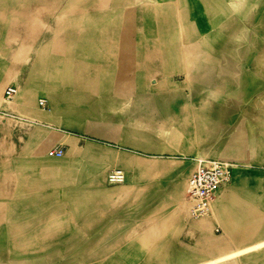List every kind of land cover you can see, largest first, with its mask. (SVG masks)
<instances>
[{
	"label": "crops",
	"instance_id": "obj_1",
	"mask_svg": "<svg viewBox=\"0 0 264 264\" xmlns=\"http://www.w3.org/2000/svg\"><path fill=\"white\" fill-rule=\"evenodd\" d=\"M15 1L0 0V64L14 66L4 68L0 98L5 82L15 80V63L27 58L14 60L16 42L9 41L19 32L24 43L27 30L10 20L31 15L16 12ZM184 10L186 26L194 25L189 42L185 31L184 43L136 50L117 43L113 57L106 43L102 54L101 43H72L70 82L25 79L2 101L11 117L30 125L23 137L32 148L0 157L9 165L0 173V185L8 186L0 199V211L8 209L7 221L0 212V264H138L145 251L129 241L152 224L165 229L154 240L182 232L185 257L194 250L200 264H264V242L219 259L264 241V0H184ZM161 48L167 53L156 55ZM150 60L157 65L144 68ZM46 148L63 153L49 156ZM198 160L228 161L233 169L214 199L211 232L192 237L187 221L155 217L174 208ZM114 169L124 179L108 187L104 176ZM49 223L71 224V232L49 235Z\"/></svg>",
	"mask_w": 264,
	"mask_h": 264
},
{
	"label": "rangeland",
	"instance_id": "obj_2",
	"mask_svg": "<svg viewBox=\"0 0 264 264\" xmlns=\"http://www.w3.org/2000/svg\"><path fill=\"white\" fill-rule=\"evenodd\" d=\"M15 2L14 8L16 12L21 11L23 13L24 10L30 11L31 15L21 17L24 18L23 21L17 17L19 21L14 22L11 20L10 23L15 25V27L22 24L24 28H27V30L20 33L22 41L33 46L32 48L28 46L26 50L24 43H18L19 32H15V35L13 34L12 36L13 38H9V41H15L16 45L23 48L19 57L13 59L17 61L24 54L27 57L15 63V80L5 82L4 84L6 87L12 86L14 89L27 85L25 84V79L31 78L33 83H39L40 79L46 80L48 78H55L58 75L70 82L74 71L71 63V57H73L72 43H101L97 46L98 54H102L107 48L103 47L104 43H106L108 47H111L110 54L113 57L119 52V45L117 43H133L135 50V47H138L141 43L144 46L148 45V43H165V45L166 43H180L178 38L179 25L182 26L184 33L186 31V40L189 42L191 29L193 30L194 28V25L191 26L188 22L186 26L185 21L190 17L185 14L184 0H16ZM174 11L175 13L171 14ZM1 22L3 21L1 20ZM0 48L2 47L0 46ZM161 50L167 53L168 49H158L155 54L162 55L163 52L161 53ZM1 55L7 56L3 52H1ZM57 56L59 57V62H57ZM67 58L70 62L67 61ZM149 59L145 58V60ZM144 63V68L146 69L157 65L153 60ZM11 65L13 64H8L6 59L1 60L0 78L4 75V68L7 70L10 67H14ZM138 67L140 66L138 65ZM146 75L147 73L145 72L144 76ZM148 78L149 76H146L145 80H148ZM0 80L5 81L4 79ZM11 96L7 98L3 93L0 98V104L4 100H10ZM30 131V125L17 122V118L11 117L0 106V157H2V152H4L2 143L9 144L10 147L12 146L11 151L31 150L32 145L27 142L28 140L24 142L25 137H23L24 133L29 135ZM48 150L46 148L44 153H47ZM8 167L7 161L0 159V173L7 174L4 170ZM110 171L112 170L106 172L104 176L105 183L108 187L119 186L123 181L111 183L108 180L107 177ZM231 179L227 185L231 183ZM184 184H187V180ZM6 188L8 189L6 184L0 185V199H6L8 194ZM100 193L97 192L96 194L99 195ZM74 194L79 195L80 193ZM186 197H188L187 192ZM169 202L171 203V201ZM215 205L214 200L211 206L212 214L215 212ZM7 210V208H2L0 211L5 213L3 215H5L6 221L8 220ZM158 214L155 218L156 220L160 218V223L162 221H166V223L178 221L183 224L184 221H187L177 215L175 206L172 210L171 207L161 209ZM211 217V215L205 217L203 225L199 227L192 226V231L188 235L190 234L193 237L194 231L211 232ZM63 218L65 220L68 217ZM5 224L8 225L7 222ZM18 226L19 224L16 225V227ZM46 226L49 235L68 232L67 229H70L71 232L72 227L68 223H49ZM151 227L157 228L161 232L165 230L161 229L163 227L160 228V226L155 224L148 225L144 230V236L140 240L129 241L131 244L138 242V246L142 247L145 251L140 257L138 264H189L190 262L200 264L198 262L200 258L198 255H194V250L185 257L184 242L182 238H179L182 237V232L172 229L170 234L165 233L160 239L154 240L155 236H150L151 231L149 232ZM189 230L190 228H188ZM22 232L16 231L18 235H22ZM15 242L22 245L19 239ZM143 242H146V244L142 245ZM194 242L196 243V241ZM99 246H103V240H97V247ZM253 263L257 262L253 259L251 264Z\"/></svg>",
	"mask_w": 264,
	"mask_h": 264
},
{
	"label": "built area",
	"instance_id": "obj_3",
	"mask_svg": "<svg viewBox=\"0 0 264 264\" xmlns=\"http://www.w3.org/2000/svg\"><path fill=\"white\" fill-rule=\"evenodd\" d=\"M15 92L14 87L7 86L4 95L8 98ZM43 99L39 100L42 105ZM61 149H49V156H61ZM232 165L222 160H198L193 170L187 177V196L191 201L189 213L192 217H198L207 213L216 197L217 191L225 187L232 176ZM123 172L114 169L108 174L110 182H122Z\"/></svg>",
	"mask_w": 264,
	"mask_h": 264
},
{
	"label": "bare ground",
	"instance_id": "obj_4",
	"mask_svg": "<svg viewBox=\"0 0 264 264\" xmlns=\"http://www.w3.org/2000/svg\"><path fill=\"white\" fill-rule=\"evenodd\" d=\"M178 1V0H177ZM68 8V7H67ZM178 19V18H177ZM11 20H13L14 22H16V21H19L18 20V18L17 17H14L13 19H11ZM10 20V21H11ZM22 23V22H21ZM19 24V23H18ZM15 35V34H14ZM13 38V37H12ZM178 38H179V41H180V43H184V41H185V37H184V32H183V30H182V26H180L179 25V29H178ZM198 39V38H197ZM197 39H196V41H197ZM198 44V43H197ZM187 48H188V46H186ZM22 47L21 46H19V45H16V48L14 49V51H13V58H18L19 57V55L22 53ZM184 50H186V49H184ZM187 52V51H186ZM190 53V52H189ZM188 54V53H187ZM181 55V54H180ZM183 55V54H182ZM181 55V56H182ZM185 56H187V55H185ZM188 56H189V54H188ZM191 56V55H190ZM185 58V57H184ZM186 59V58H185ZM183 61V60H182ZM184 62V61H183ZM185 62H187V61H185ZM183 67H185V66H183ZM187 67V66H186ZM19 91H20V89H18L17 90V94L19 93ZM2 100V99H1ZM5 101V100H4ZM7 103V102H6ZM11 103V102H10ZM2 148H3V151L4 152H8V151H11L12 150V146L10 147L9 146V144H6V143H2ZM247 176V175H246ZM123 179H124V176H123ZM251 179V178H250ZM111 183H113V182H111ZM115 183H118V182H115ZM187 189H188V185L187 184H184L183 185V187H182V189H181V191L179 192V200H178V202L176 203V205H175V208H176V210H177V215L181 218V219H183V220H187L190 224H191V227L193 226V227H199V226H201V225H203V219L205 218V217H207V216H212L213 214H212V210H211V208H210V210L207 212V213H205V214H203V215H201V216H198V217H192V216H190V213H189V209H190V205H191V201H190V199L188 198V197H186V192H187ZM124 193V192H123ZM119 197V199L118 200H121L122 199V197L124 196V195H122V197H120L121 195H120V193H119V195H118ZM179 218V219H180ZM180 219V220H181ZM208 219V218H207ZM155 230V231H154ZM151 231V232H150ZM191 231H192V228H190V230L188 231V233H191ZM149 232H150V236H152V237H156V236H158V235H160L159 233H160V230H158L157 228H154V227H151L150 228V230H149ZM179 233V232H178ZM178 233H176V234H178ZM215 234V233H214ZM190 235V234H189ZM147 242V241H146ZM146 242H143L142 243V245L145 243L146 244ZM263 242L264 241H260V242H256L255 244H253V245H250V246H244V247H242V248H235L234 250H232V251H230L229 253H225V254H223V255H221L220 257H219V259H226V258H230V257H232V256H238V255H240V254H243V253H246L249 249H251V248H256V247H258L260 244H263ZM262 246V245H261ZM213 264V263H212Z\"/></svg>",
	"mask_w": 264,
	"mask_h": 264
}]
</instances>
